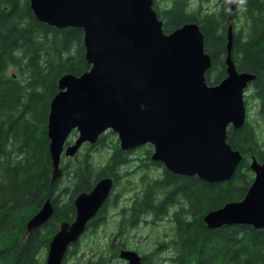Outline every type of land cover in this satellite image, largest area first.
I'll list each match as a JSON object with an SVG mask.
<instances>
[{
  "label": "water",
  "instance_id": "95a60500",
  "mask_svg": "<svg viewBox=\"0 0 264 264\" xmlns=\"http://www.w3.org/2000/svg\"><path fill=\"white\" fill-rule=\"evenodd\" d=\"M28 2L37 21L82 31L89 66L80 75H62L48 105L51 183L62 175L61 156L75 158L84 144H96L108 131L116 135L121 151L150 145V159L174 175L195 176L208 185L233 177L242 155L227 143V130L244 125V90L255 76L238 73L234 66L231 25L225 35L226 76L208 85L205 75L212 63L199 26L185 23L165 33L153 0ZM73 131L75 140L65 146ZM250 170L255 176L244 198L206 213L203 222L208 229L232 225L264 229V163L252 157ZM112 185V178L103 177L90 192L75 197V218L61 223L52 236L46 264H60L67 246L83 234ZM51 213L46 199L26 222L27 232Z\"/></svg>",
  "mask_w": 264,
  "mask_h": 264
},
{
  "label": "trees",
  "instance_id": "16d2710c",
  "mask_svg": "<svg viewBox=\"0 0 264 264\" xmlns=\"http://www.w3.org/2000/svg\"><path fill=\"white\" fill-rule=\"evenodd\" d=\"M166 1L165 11L154 9L163 21V31L169 33L185 23H196L204 37V50L211 57L206 82L218 84L226 76L225 35L231 25L223 11L226 0L220 1L217 11L197 16L187 12L186 0ZM244 18L250 23L248 37L243 40L240 32L233 34L231 57L237 71L255 76L254 90L264 113V0H248ZM82 38L81 30L56 29L37 21L28 0H0V264L26 262L19 255L28 248L19 249L16 240L22 236L28 219L46 198L53 197L58 182L64 178L50 181L46 120L49 102L57 92L56 81L64 74L80 75L89 69ZM10 68L14 69L15 77L6 76ZM105 137H101L97 147L106 145ZM227 143L242 155L229 181L208 185L197 177H181L162 169L163 175L155 180L153 187L168 189V197L175 190L184 193L193 218L185 222L183 232L179 219L177 223L192 248L202 239L199 245L204 254H216L221 263L230 256L223 247L226 239L232 237L233 264H264V230L239 226L212 231L202 221L209 211L242 197L246 185L252 181L250 157L264 161L256 131L247 122L237 130L228 128ZM111 144L107 145L111 156L101 163L102 168L93 164L90 149L85 150L81 159L76 154L70 168L64 166L70 202L63 207L68 210L65 214L63 208L59 211L62 218L67 219L73 213L74 196L90 191L102 177H115V171L130 161L120 151L117 140ZM147 147L145 160H149L152 151ZM231 181L235 182L233 187ZM161 204L158 208L162 209L164 204Z\"/></svg>",
  "mask_w": 264,
  "mask_h": 264
},
{
  "label": "flooded vegetation",
  "instance_id": "af4514ba",
  "mask_svg": "<svg viewBox=\"0 0 264 264\" xmlns=\"http://www.w3.org/2000/svg\"><path fill=\"white\" fill-rule=\"evenodd\" d=\"M162 2V0H153V9L156 8L159 12L165 11L168 4L164 7L162 6ZM234 7L233 5L232 9ZM198 14L202 15L199 10L193 13L190 12V15L193 16H197ZM157 18L159 19L158 16ZM230 20L232 33L236 34L240 32V37L246 40L250 23L245 20L244 14L241 15L233 11L230 15ZM160 21L163 24V21ZM232 61L236 68L235 61L233 59ZM237 72L242 73L240 71ZM9 75L15 77L14 72L10 74L7 70L6 76ZM254 82L255 79L248 83L245 89L246 92H244L243 96L244 104L250 96L248 94L253 93V97L259 104V110L262 112L261 101L256 96L254 90ZM102 136L98 138L96 144H84L80 149L83 147L84 149L90 150L97 149L98 142ZM258 143L261 147L260 149L263 148L264 150V134L261 139H258ZM141 148L143 147L130 151H120L124 157L134 162L133 156ZM109 155L111 156V153ZM150 156L151 153L149 160H145V155L140 157V162L136 161V166L133 170H130L129 164L126 163L115 171V177L107 176L113 180L112 189L108 198L96 214L86 223L85 231L80 238L67 246L60 264H233L232 253L234 245L232 237L226 239V246L223 247V249H227L230 256L224 257L223 262L220 263L219 257L216 254H204L202 245H199L202 243V239L199 241L198 246L192 248L189 240L183 237L184 233L181 235L180 231H184L185 222L193 218V214L189 212L188 201L184 193L180 191H172L171 196L168 197V189L154 190V182L161 178L163 175L162 169L164 168L159 163L153 162ZM258 163L262 164L264 161ZM99 167L102 168V166ZM120 169L127 171L121 174ZM133 172H136L139 178L130 179L128 176ZM250 174L252 181L249 185H246L244 193L238 201L244 198L253 182L255 175L251 170ZM63 175L64 169L62 168L61 177ZM231 182L233 187L235 182ZM69 188V184L66 181H59L53 197L51 199L46 198L50 200L52 205L51 215L42 225L30 232H27L24 228L22 236L16 240L18 243L16 246L19 249L28 248V251L19 255L26 260L23 264H46L52 236L58 230L61 223H71L74 220L75 208L73 201L76 196L72 198L73 213L68 215L67 219L62 218V214L59 213L65 204L70 202ZM159 203H162L161 205L164 204L162 209L158 208L160 206L158 205ZM41 205L36 212L41 208ZM65 211L68 210L64 209L62 213L65 214ZM110 218H113V230L103 237H95L99 231H103V226H106L110 222ZM177 219H179L182 225H180V231ZM239 226L253 228L249 225H232L209 230L218 231L224 228H235ZM139 229L146 231V234L138 237L136 231ZM45 235L46 237H44ZM84 245L86 248H83ZM212 250H214V247ZM11 255L16 257L14 254ZM7 256L5 255L4 257Z\"/></svg>",
  "mask_w": 264,
  "mask_h": 264
},
{
  "label": "rangeland",
  "instance_id": "374dc122",
  "mask_svg": "<svg viewBox=\"0 0 264 264\" xmlns=\"http://www.w3.org/2000/svg\"><path fill=\"white\" fill-rule=\"evenodd\" d=\"M162 6H166L167 5V1L166 0H162ZM220 1L221 0H186L187 3V12H194L199 10L201 12V14H204L206 12H215L218 10V8L220 7ZM8 72L10 74H12L14 72L13 68H10L8 70ZM246 92V91H245ZM253 94V93H252ZM251 93H249L248 95H250L246 101H245V106H246V122L248 124H250L254 130L256 131V136L258 137V139H261L262 135L264 134V113L260 112L259 110V104L258 102L255 100V98L253 97ZM77 133L75 131H73L70 136L67 138L66 140V144L65 146H67V144H69L72 140L73 137L75 138V135ZM112 134V133H111ZM105 142L106 145L103 147H98L95 150H91L90 151V157L91 160L93 162V164L98 168V166L102 165L106 159L109 156L110 153V147H108L107 145L111 146L114 142V140H117L116 137H112L110 135V133H106L105 134ZM113 135V134H112ZM148 147L144 146L143 148L139 149L133 156L134 162H132V160H130L128 162L129 164V168H131L130 170H133L134 167L136 166V161H139V158L144 156L146 154ZM84 147L82 149H80L78 151V154L76 155L79 159H81V157L84 155L85 153ZM71 159L69 158H63L61 159V168H64V166H67V168L71 167V163H70ZM102 163V164H101ZM132 163V164H131ZM70 166V167H69ZM127 170L125 169H120V173L124 174ZM155 174V173H154ZM63 180L61 181H67V178L65 175H63ZM130 179H135V178H139V175L135 172L130 173V175L128 176ZM114 226H113V218H110V222L106 225L103 226V231H99L95 237H103L104 235L110 233L113 230ZM138 234L137 236L139 237L140 235H144L146 234V231L144 230H137L136 231ZM83 248H86V246L84 245Z\"/></svg>",
  "mask_w": 264,
  "mask_h": 264
},
{
  "label": "clouds",
  "instance_id": "9594fccd",
  "mask_svg": "<svg viewBox=\"0 0 264 264\" xmlns=\"http://www.w3.org/2000/svg\"><path fill=\"white\" fill-rule=\"evenodd\" d=\"M247 3L248 0H226V4H233L235 7L232 9L225 6L223 11L225 15H231L233 11L243 15L247 11Z\"/></svg>",
  "mask_w": 264,
  "mask_h": 264
}]
</instances>
